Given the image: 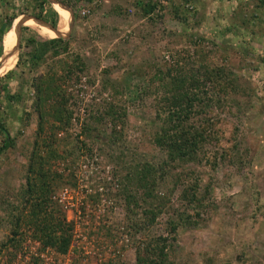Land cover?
Here are the masks:
<instances>
[{
	"label": "rangeland",
	"instance_id": "374dc122",
	"mask_svg": "<svg viewBox=\"0 0 264 264\" xmlns=\"http://www.w3.org/2000/svg\"><path fill=\"white\" fill-rule=\"evenodd\" d=\"M51 10L67 30V11L48 0H0V28L49 22ZM50 36L25 20L0 78V126L13 142L0 154V264H146L155 246L164 264H264V0H81L66 50L50 49ZM177 65L186 81L207 69L222 82L201 88L211 100L190 120L206 140L173 161L154 139ZM35 158L72 226L66 254L27 225Z\"/></svg>",
	"mask_w": 264,
	"mask_h": 264
},
{
	"label": "trees",
	"instance_id": "16d2710c",
	"mask_svg": "<svg viewBox=\"0 0 264 264\" xmlns=\"http://www.w3.org/2000/svg\"><path fill=\"white\" fill-rule=\"evenodd\" d=\"M62 6L70 9L74 15V7L77 2L81 0H56ZM87 3H91L93 0H83ZM154 10L151 6L147 10V14ZM58 12V10H57ZM52 19L48 22L53 28L57 26V14L51 10ZM49 13V14H50ZM62 13L67 17L69 21L68 12H58ZM39 18V17H35ZM13 18H8L4 25L0 28V78L10 71L17 60V52L14 56H11L7 60H2V58L8 54L15 47V38L12 36L9 45L2 50L1 40L4 32L9 29ZM39 20H42L39 18ZM43 21V20H42ZM38 31V30H37ZM49 32H46L48 34ZM52 34V33H51ZM50 35V33L48 34ZM51 38L47 41V46L52 50H62L65 51L67 47V42L62 38H55V36H50ZM55 38V39H54ZM35 43L30 41L29 43ZM32 61L38 60L39 55L35 51L31 56ZM177 68L173 70L174 74L169 73V86L168 90L162 96L163 103L158 109L162 112L164 117L165 128L156 133L154 143L160 149L165 150L171 160L178 159H191L196 154L199 149L200 144L206 140V134L203 126L199 124L197 128L190 123L192 115L195 113L197 105L202 104L204 99L207 101L211 100L209 98V93L201 89L208 85V87H221L222 82L221 75L217 70H207L203 72L201 78H192L186 81L178 65ZM77 73H81L82 69L80 67L75 68ZM179 70V74L176 71ZM10 73V72H9ZM7 73L4 77L8 76ZM52 86L49 85L48 90ZM205 97L201 99L200 94ZM212 95V94H211ZM56 100V104L58 99ZM52 116L59 121L68 120V116L61 113H52ZM3 131L5 139L0 146V154L4 153L6 150L11 148L12 139L9 137L8 133L4 128L0 126ZM200 130V131H199ZM208 137V135H207ZM176 157V158H175ZM36 158L33 160L31 167L29 168V175L31 179L28 178L26 181V190L24 194L27 196V204L30 205V215L27 225L31 226L35 235H37V240L40 242L43 248H51L55 250L58 254H66L72 233L71 224L66 221L65 214L59 208V204L55 201L53 195V186L49 175L43 172V164L39 162L38 168L35 169ZM33 177V178H32ZM54 199V200H53ZM18 225V224H17ZM16 225V226H17ZM150 254L146 256V264H164V246L158 247L150 250ZM150 256V257H149ZM145 261V260H144Z\"/></svg>",
	"mask_w": 264,
	"mask_h": 264
},
{
	"label": "bare ground",
	"instance_id": "6f19581e",
	"mask_svg": "<svg viewBox=\"0 0 264 264\" xmlns=\"http://www.w3.org/2000/svg\"><path fill=\"white\" fill-rule=\"evenodd\" d=\"M54 4V3H53ZM55 6L61 10H64V11H67L68 14H69V24H68V28L67 30L65 31H58L56 28H53V27H50L48 26L46 23L38 20L37 18H34V17H30V16H22L20 18H17L16 20V25H15V28L13 30L14 32V38H15V47L13 50H11L8 54H6L2 60H7L8 58H10L11 56H14L18 50V46H19V32H20V25L25 21V20H31L34 24L36 25H39L47 30H50L53 32V34L55 35V38H65V36L67 35L68 31H69V27H70V24H71V19H72V15L70 13L69 10H66L65 8H62L60 7L59 5L55 4ZM15 19L12 20V22L14 21ZM11 22V24H12ZM11 27V26H10ZM9 27L8 30L6 31H9L11 30V28ZM1 57V55H0Z\"/></svg>",
	"mask_w": 264,
	"mask_h": 264
},
{
	"label": "water",
	"instance_id": "95a60500",
	"mask_svg": "<svg viewBox=\"0 0 264 264\" xmlns=\"http://www.w3.org/2000/svg\"><path fill=\"white\" fill-rule=\"evenodd\" d=\"M48 1L50 2V4H51V3H54V4L59 5V6L62 7V8H65L66 10H69L70 13H71V15H72V12H71L70 9L66 8L65 6H62V5L59 4L56 0H48ZM38 20H39V19H38ZM40 21H42V20H40ZM42 22H44V23H46L48 26L52 27V26H51L50 24H48L47 22H45V21H42ZM10 26H12V24H10ZM10 28H11V27H10Z\"/></svg>",
	"mask_w": 264,
	"mask_h": 264
},
{
	"label": "crops",
	"instance_id": "0c3cea01",
	"mask_svg": "<svg viewBox=\"0 0 264 264\" xmlns=\"http://www.w3.org/2000/svg\"><path fill=\"white\" fill-rule=\"evenodd\" d=\"M15 20H17V18H15ZM56 28V27H55ZM55 39V38H54Z\"/></svg>",
	"mask_w": 264,
	"mask_h": 264
}]
</instances>
